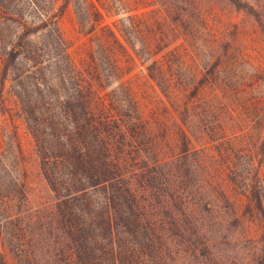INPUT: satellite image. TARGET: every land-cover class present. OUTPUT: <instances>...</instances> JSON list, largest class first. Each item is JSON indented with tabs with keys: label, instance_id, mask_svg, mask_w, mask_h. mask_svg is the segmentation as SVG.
I'll return each instance as SVG.
<instances>
[{
	"label": "rangeland",
	"instance_id": "rangeland-1",
	"mask_svg": "<svg viewBox=\"0 0 264 264\" xmlns=\"http://www.w3.org/2000/svg\"><path fill=\"white\" fill-rule=\"evenodd\" d=\"M60 7V29L74 47L96 48L94 36L107 26L127 50L122 78L105 92L122 83L135 92L121 97L129 112L139 105L143 158L127 165L146 214L167 240L165 262L264 264V0H57ZM228 43L221 73H207L208 83L193 94L200 74L194 77L190 56L207 63ZM157 46V56L131 50ZM162 55L170 56V101L148 76ZM3 64L0 47V264H74L62 254L55 224L49 227L54 196L10 81L1 90ZM157 160L175 162L173 176L167 168L161 176L134 168Z\"/></svg>",
	"mask_w": 264,
	"mask_h": 264
},
{
	"label": "trees",
	"instance_id": "trees-1",
	"mask_svg": "<svg viewBox=\"0 0 264 264\" xmlns=\"http://www.w3.org/2000/svg\"><path fill=\"white\" fill-rule=\"evenodd\" d=\"M56 4L57 0H0L1 90L10 81L41 174L54 196L49 227L55 224L62 254L74 264H167V240L157 233L158 221L146 214L147 204L130 182V175L136 172L127 164L143 158L137 141L139 118L135 116L141 111L134 102L136 113L126 110L121 94L123 90L131 95L135 92L123 83L105 92L122 78L127 50L107 26L99 27L100 33L94 36L96 48L74 47L59 26L66 7L58 12ZM89 5L100 18L99 9L93 2ZM178 20L182 18H173V22ZM96 22L100 26V19ZM122 32L119 35L127 43ZM229 44L224 55H210L204 64L199 57L190 56L194 77L200 74L193 94L208 83V79L203 83L207 73L210 77L221 73ZM131 50L136 56H157L163 49ZM163 57L147 70L170 101L174 95L173 78L166 70L171 68L170 56ZM181 86V98L187 102L185 93L189 91H185V83ZM182 106L186 112L187 103ZM171 163L157 160L134 168L141 174L159 176L167 168L166 175L173 176L175 162Z\"/></svg>",
	"mask_w": 264,
	"mask_h": 264
}]
</instances>
